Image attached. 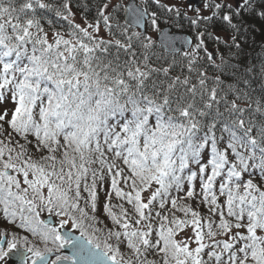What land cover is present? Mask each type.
I'll return each mask as SVG.
<instances>
[{
    "label": "snow or ice",
    "instance_id": "obj_1",
    "mask_svg": "<svg viewBox=\"0 0 264 264\" xmlns=\"http://www.w3.org/2000/svg\"><path fill=\"white\" fill-rule=\"evenodd\" d=\"M200 3L0 0V264H264V0Z\"/></svg>",
    "mask_w": 264,
    "mask_h": 264
},
{
    "label": "trees",
    "instance_id": "obj_2",
    "mask_svg": "<svg viewBox=\"0 0 264 264\" xmlns=\"http://www.w3.org/2000/svg\"><path fill=\"white\" fill-rule=\"evenodd\" d=\"M125 1L127 0H122V3H124ZM122 16H124L123 12H122ZM250 24L253 25L254 27L248 28L247 40L243 44V55L241 59L246 63L251 62L252 64H258L260 58L264 56V21L260 19H250ZM170 26L173 31L185 32L191 35V32L188 31V26L186 22L184 28H177L172 25ZM161 27H164L163 23H161ZM212 47L213 45L211 44V42H209V48L211 49ZM42 215L45 216L48 214L42 213Z\"/></svg>",
    "mask_w": 264,
    "mask_h": 264
},
{
    "label": "water",
    "instance_id": "obj_3",
    "mask_svg": "<svg viewBox=\"0 0 264 264\" xmlns=\"http://www.w3.org/2000/svg\"><path fill=\"white\" fill-rule=\"evenodd\" d=\"M132 3H135L137 4V2L135 0H129L126 5L128 4H132ZM188 3H191L192 5H194L195 7H200L202 6L201 3H200V0H189L187 1V4ZM127 15V13H125V16ZM165 31H168L170 32V34L173 35V38L175 39L176 41V46L183 49L185 47L184 45V41L189 37V35L185 34V33H179V32H172L171 30V27L168 26L167 28H165ZM156 40L159 42L161 40V37L160 36H157ZM49 219V218H48ZM47 219V220H48ZM75 235V234H74Z\"/></svg>",
    "mask_w": 264,
    "mask_h": 264
},
{
    "label": "flooded vegetation",
    "instance_id": "obj_4",
    "mask_svg": "<svg viewBox=\"0 0 264 264\" xmlns=\"http://www.w3.org/2000/svg\"><path fill=\"white\" fill-rule=\"evenodd\" d=\"M41 219H44V218H42V215H41ZM53 222H55V221H53ZM18 231H19L22 235L24 234L23 230H18ZM73 233H75L76 235H79V233H77L76 231H74ZM62 252H63L64 254H71L70 249H63ZM9 264H18V261H16V260L13 258V259H10V260H9Z\"/></svg>",
    "mask_w": 264,
    "mask_h": 264
},
{
    "label": "rangeland",
    "instance_id": "obj_5",
    "mask_svg": "<svg viewBox=\"0 0 264 264\" xmlns=\"http://www.w3.org/2000/svg\"><path fill=\"white\" fill-rule=\"evenodd\" d=\"M161 2H164V3H166V4H170V3H173V2H177V0H161ZM178 2H179L181 5H183L184 7L187 6L186 3H185V1H183V0H178ZM77 22H81V21L79 20V18L77 19ZM153 37H155V34H154ZM42 216H43V215H42Z\"/></svg>",
    "mask_w": 264,
    "mask_h": 264
}]
</instances>
